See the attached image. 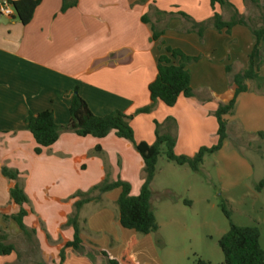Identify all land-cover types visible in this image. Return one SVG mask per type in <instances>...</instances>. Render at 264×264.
I'll return each instance as SVG.
<instances>
[{
    "label": "crops",
    "instance_id": "crops-1",
    "mask_svg": "<svg viewBox=\"0 0 264 264\" xmlns=\"http://www.w3.org/2000/svg\"><path fill=\"white\" fill-rule=\"evenodd\" d=\"M66 1L73 5L61 11L63 0H42L25 25L14 11L6 24L0 23V233L7 235L8 242L20 235L13 221L3 220V216L17 212L9 198L11 183L1 174V169L7 168L17 171L18 183L28 199L22 206L27 212L23 223L35 230L42 253L52 259L73 237L72 228L65 226L76 200L69 197L86 191L105 177L109 182L119 179L128 183L130 195L137 196L143 183V161L130 142L113 132L100 139L62 132L53 145L35 154L37 144L24 123L25 117L50 110L55 124L65 126L75 91L96 116L112 111L134 113L129 124L136 142L152 144L154 122L174 119L173 151L191 157L201 147L217 143L214 113L218 104H227L233 98L235 87L230 77L247 67L255 44L247 27L235 25L229 34L217 32L211 27V17L216 12L223 21H228L235 9L239 15L252 19L259 16L260 8L264 9V0H257L259 9L249 0H229L233 10L217 5L212 9L209 0ZM180 13L207 25L201 40L195 32H186L189 24ZM143 16L147 23L142 22ZM151 27L163 31L158 40L151 39ZM165 47L199 57L187 66L195 98L180 95L172 107L157 102L150 113L135 114L150 104L147 87L155 78L156 61ZM260 57H264V36L254 55L255 64ZM225 119L227 139L213 155L217 159L219 195L230 202L238 189L247 188L257 194L264 190L263 172L256 173L249 159L238 155L243 154L242 149H248L263 158L260 152H264V66L259 68L255 80L247 82V92L238 95L234 110ZM231 143L237 148L226 152ZM96 147L101 150L99 155L93 154ZM152 182L149 204L157 222L153 200L163 204L160 198L163 190L154 193ZM118 194L119 190L111 191L101 195L99 202L86 204L89 209L84 219L80 216L82 209L79 213L81 238L86 245L104 250L92 237L101 234L112 237L119 252L104 251L114 259L120 257L117 255L130 238L135 239L130 231L118 227L115 204ZM238 198L245 201L246 195ZM168 199L165 205L177 202ZM182 202L192 204L191 200ZM93 204L99 208L90 212ZM247 208L254 210V205ZM112 220L111 234L103 225ZM72 254L66 251L63 264H71L73 260L72 264H104L89 252L76 253L73 258ZM16 260V253L0 256V264H15Z\"/></svg>",
    "mask_w": 264,
    "mask_h": 264
},
{
    "label": "trees",
    "instance_id": "trees-1",
    "mask_svg": "<svg viewBox=\"0 0 264 264\" xmlns=\"http://www.w3.org/2000/svg\"><path fill=\"white\" fill-rule=\"evenodd\" d=\"M41 1L18 0L10 2V5L13 8L16 18L21 24L25 25L31 20L34 10L40 5ZM249 1L259 9L257 0ZM209 3L212 9L216 5L232 8L229 0H209ZM71 5L73 3L63 0L61 11H65ZM180 15L189 24V29L186 32H195L201 40L207 25L205 23L194 22L181 13ZM141 20L147 23L144 16ZM235 25L247 27L255 38V44L249 55L247 67L230 77L231 83L235 87L233 98L227 104H218L214 113L217 121V143L211 147H201L191 157L176 155L173 151L176 141V122L174 119L169 117L160 124L157 122L154 123L155 141L152 144L136 142L129 124L133 115H126L120 111H112L104 116H96L89 110L85 101L75 91L70 98L69 120L65 126H57L55 124L53 113L50 110H44L37 114H28L25 117L24 123L37 144V147L34 149L35 154H40L41 148H47L53 145L62 132H70L78 137L90 136L98 139L104 138L113 132L116 137L130 142L143 161V183L137 196L130 195V186L128 183L119 179L115 182H109L108 178L105 177L103 181L92 186L88 192H76L69 197V199L76 200L73 203L72 213L67 217L65 226L72 228L73 237L59 251V264L64 262L67 250L76 253L91 252L90 254H95L102 259L104 264H135L129 257V251L135 245L134 238L131 239L118 259L109 257L106 251L95 246L86 245L81 238L82 229L79 225V213L83 206L88 203L99 202L101 195L105 193L112 190H119L115 201L118 210L119 227L124 230H132L143 236L154 233L157 231L158 225L149 204L151 196L150 184L155 176L157 160L161 153L164 154L167 161L178 166L187 165L191 171L197 172L203 163L205 155L213 154L223 147L224 141L227 139V122L225 117L230 115L234 110L238 95L247 92V82L255 80L259 68L264 66V57H260L258 63L255 64L254 62V55L257 52L258 44L264 36V9L261 10L260 8L259 16L255 19H247L239 15L235 9L228 21H223L221 16L216 12L211 17V27L217 32L224 31L226 34H229L231 28ZM151 32V39L155 41L160 38L163 31H156L154 27H151ZM198 60L199 57H190L178 49L165 47L163 54L158 56L156 61L155 78L147 87L150 104L138 109L136 113H149L157 102L162 103L166 107H172L180 95L187 98H195L190 86V74L187 66ZM226 71L229 73L230 69L227 67ZM259 135L261 136V134ZM93 152L100 154L101 150L99 147H96ZM1 174L11 183L9 198L17 208L15 214L7 217L3 216V220L13 221L20 234L31 239L35 237V230L28 229L23 223V218L27 215V212L22 206L28 203V199L21 185L18 183V173L17 171L2 168ZM263 184L264 182H261V186ZM218 206L228 220V229L217 242L223 255V263L264 264V250L261 248L259 242V229L256 226H237L233 224L230 212L226 209L224 203H219ZM7 240V235L1 232L0 256H8L16 253L14 244L9 243ZM197 264L207 263L198 260Z\"/></svg>",
    "mask_w": 264,
    "mask_h": 264
},
{
    "label": "rangeland",
    "instance_id": "rangeland-1",
    "mask_svg": "<svg viewBox=\"0 0 264 264\" xmlns=\"http://www.w3.org/2000/svg\"><path fill=\"white\" fill-rule=\"evenodd\" d=\"M234 146L237 148V145L231 143L226 152H231ZM242 151L243 154L238 155L249 159L255 167V172H263L261 176L264 177V152H260L263 154L261 160L260 155L248 151V149H242ZM213 154L205 155L203 166L197 172L191 171L187 165L178 166L167 161L163 153L158 157L152 190L154 193L163 190V194H160V198H163L161 199L163 204H156L153 200V208L159 227L156 232L148 236L127 230L136 239L135 245L129 251V257H132L135 262H138V264H197V261L201 260L207 264H224L223 255L217 242L227 231L228 220L220 210L219 203H224L226 209L230 212L233 224L237 226H256L259 229V242L264 250V190L257 194L247 188L238 189L231 195V201L225 202L219 195L216 178L217 159ZM104 155L102 154L101 157H104ZM89 190L90 188L82 191V193ZM243 194L246 195L245 201L238 198ZM168 198H173L177 202L165 205L164 203L169 201ZM182 200H191L192 204H184ZM251 204L254 205V210L247 208ZM94 206L95 204L90 207V212L99 208ZM84 207L82 213H80L82 219L88 215L89 205H84ZM108 217H110V214H108ZM82 219L79 217L80 226ZM108 225L104 223L103 227L111 232L110 229L114 228V221L112 220ZM119 229L124 231L120 227ZM92 239L98 240L107 252H119L117 246L112 243V237L101 234L97 238L92 237ZM131 239L133 238H130L124 245V249ZM9 242L14 244L16 248L17 260L15 264H59L58 255L55 259H52V257L45 256L42 253L35 237L28 239L20 234L10 238ZM90 242L92 243V241ZM92 246L95 245L92 244ZM69 252L73 253L72 258L76 256L75 252ZM120 255L121 253L117 256ZM74 262L73 260L71 264Z\"/></svg>",
    "mask_w": 264,
    "mask_h": 264
},
{
    "label": "built area",
    "instance_id": "built-area-1",
    "mask_svg": "<svg viewBox=\"0 0 264 264\" xmlns=\"http://www.w3.org/2000/svg\"><path fill=\"white\" fill-rule=\"evenodd\" d=\"M0 13L6 17L10 18L13 16V8L7 0H2L0 3Z\"/></svg>",
    "mask_w": 264,
    "mask_h": 264
},
{
    "label": "water",
    "instance_id": "water-1",
    "mask_svg": "<svg viewBox=\"0 0 264 264\" xmlns=\"http://www.w3.org/2000/svg\"><path fill=\"white\" fill-rule=\"evenodd\" d=\"M0 23L1 24H6L7 23V18L3 17V15L0 13Z\"/></svg>",
    "mask_w": 264,
    "mask_h": 264
}]
</instances>
